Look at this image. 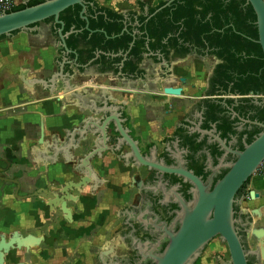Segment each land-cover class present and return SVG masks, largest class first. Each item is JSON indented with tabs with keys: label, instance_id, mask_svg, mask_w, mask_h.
Listing matches in <instances>:
<instances>
[{
	"label": "crops",
	"instance_id": "0c3cea01",
	"mask_svg": "<svg viewBox=\"0 0 264 264\" xmlns=\"http://www.w3.org/2000/svg\"><path fill=\"white\" fill-rule=\"evenodd\" d=\"M16 1L18 5L26 2ZM95 1L123 16L133 13L141 17L161 0ZM140 27L125 26L132 32H139ZM57 30L54 22H43L0 39V236L10 238L18 233L42 239L38 247L11 251L4 264H127L123 258L132 223L128 217L132 214L131 181L120 156L106 152L92 161L90 184L74 191L71 198L75 201L67 203L71 218L60 210L53 213L41 198L27 197L39 189L55 192L83 176L73 168L93 148L95 138L87 136L80 142L76 136L80 148L74 150L68 148V133L80 129L87 118H101L93 113L107 106L122 107L134 135L145 143L158 144L171 137L183 113L182 104L196 93L191 86H201L202 81L187 58L184 96L165 95V87H181L174 80L161 79L165 70L162 57L173 62L172 51L165 54L162 49H148L136 72L127 73L121 70V63L128 53H103L81 44L77 50L83 53L82 59L89 60L87 54L92 50L93 57L80 65L75 54L64 53ZM103 56L111 68L100 63ZM76 60L80 67L74 65ZM61 64L65 66L55 90L31 83L44 80L50 84ZM7 180L19 183L18 193V187ZM249 188V198L240 209L252 221L249 241L254 236L260 241L264 237L258 229V223L264 224V176L257 173ZM256 210L261 212L259 221L253 215ZM248 220L243 222L245 226ZM215 240L201 255L200 264H215L214 255L223 250ZM248 246L253 249L255 245ZM250 264H264V260L251 257Z\"/></svg>",
	"mask_w": 264,
	"mask_h": 264
},
{
	"label": "flooded vegetation",
	"instance_id": "af4514ba",
	"mask_svg": "<svg viewBox=\"0 0 264 264\" xmlns=\"http://www.w3.org/2000/svg\"><path fill=\"white\" fill-rule=\"evenodd\" d=\"M165 2L155 14L170 8L174 26H195L189 22L188 15L181 24L175 21V16L181 12L180 0ZM228 2L232 5L235 2L242 9L249 6L244 0ZM95 4V0L87 1V7ZM97 9H94V15H102ZM155 14L142 16L148 23ZM85 16L89 19L88 13ZM142 16L133 13L124 15L125 26H145L140 21ZM207 26H210L208 22ZM219 32L227 34L225 29ZM181 33L176 34L177 38L170 45L167 40L164 41V53L172 51L173 62L166 55V59L162 57L165 70L161 79L174 80L176 85H181L178 87L182 90L180 96H184L183 88L188 84L184 69L189 58V65L196 66V73L202 81L201 86L192 85L191 90L200 94L189 96L186 105L182 104L183 113L171 137L164 142L145 143L134 135L128 122L125 124L147 160L154 159L174 171L169 173L138 167L131 157L128 162L122 160V155L131 152L128 147L113 153L115 158L120 156V160L127 164L124 168L128 170L131 181L128 185L132 202L129 211L132 214L128 217L132 223L125 238L123 258L127 264H153L149 256L144 260L142 254H159L165 250L168 245L165 227L177 233L186 210H192L199 203L202 191L205 194L213 191L228 173L230 165L237 161L238 153L243 152L264 131V53L259 33L258 38H254L251 36L253 33L245 30L244 33L237 32L244 38H234L229 34L227 39H200L190 31L187 33L190 37L184 39L180 37ZM110 133L118 136L113 135L112 130ZM246 187L237 193L238 201L243 198ZM137 202H140L139 208ZM235 217L239 221V233L245 239L243 222L247 217L241 212L239 204L235 207Z\"/></svg>",
	"mask_w": 264,
	"mask_h": 264
},
{
	"label": "water",
	"instance_id": "95a60500",
	"mask_svg": "<svg viewBox=\"0 0 264 264\" xmlns=\"http://www.w3.org/2000/svg\"><path fill=\"white\" fill-rule=\"evenodd\" d=\"M247 1L257 16L259 43L264 53V0ZM29 2L26 0L24 5ZM74 6L82 7L81 15L87 21L88 19L85 16L87 13L86 0H44L43 3L33 7L12 13H4L0 15V37H8L15 32L28 30L32 26L53 18L55 26H60L57 32L60 38V46L63 48L64 53L67 55L73 53L78 58L77 53L70 50L67 45L68 37L75 33V30L72 29L69 33L64 34L65 25L60 20L61 14ZM86 29L89 30L88 24ZM125 32H128L127 28L123 30L122 34ZM138 33L132 32L135 38L134 42ZM126 58L127 54H124L121 70H123ZM61 65L59 74H55L51 78L50 84L44 80H33L31 83L49 86L52 90H55L56 80L63 72L65 64ZM74 65L80 67L77 64V60ZM181 92V88L173 86H167L163 90L165 95L170 96H180ZM121 110L122 107L119 106H107L103 110L93 113L96 116H101L99 120H95L92 117L87 118L83 120L80 129H74L68 133V148L74 150L80 148L79 140H75L76 136L80 138V142H85L87 136L95 138L93 148L83 158L77 160L78 164L73 168L74 173L83 175L77 182L70 181L55 192L39 189L27 198H41L47 202V206L53 213L60 210L68 218H71V211L67 208V203L75 201V199L71 198L74 191L80 192L90 184L92 177H94L91 166L92 161L96 158H102L106 152H120L125 147L130 148L131 152L127 155H122V160L128 162L129 157H131L138 167L145 166L149 169L172 173L174 171L173 168L165 167L154 159L149 161L141 154L138 142L131 137L129 129L125 127L126 119L123 117ZM111 128H113V135L118 136L109 134ZM263 163L264 131L243 152L238 153L237 161L230 165L228 173L215 185L213 191H208L207 194L202 191L199 203L192 210H186L177 233L165 227L168 234V245L165 250L159 254L152 252L142 254V258L145 260L149 256L153 264H196L201 255L208 249V245L218 238L226 244L230 254L229 260L219 258L220 264H250L251 257H255L259 262L263 261L264 237L253 249L249 248L246 239L251 235L250 227L252 221L246 219L248 224L246 226L243 224L246 234L245 239H243L239 233V221L235 217L236 205H240L244 200L243 197L238 201L236 199L237 193L244 186L249 185ZM187 176L197 184H201L195 177L188 174ZM7 181L14 183L18 187V193L19 183L16 180ZM255 195L254 191L250 192L252 198H255ZM256 213L259 214L260 211L258 210ZM41 242V238H36L32 235L23 237L18 233H13L10 238L0 236V264H4L6 255L11 251L30 250L40 246ZM206 247L207 249L205 250ZM117 263L122 264L121 261Z\"/></svg>",
	"mask_w": 264,
	"mask_h": 264
},
{
	"label": "trees",
	"instance_id": "16d2710c",
	"mask_svg": "<svg viewBox=\"0 0 264 264\" xmlns=\"http://www.w3.org/2000/svg\"><path fill=\"white\" fill-rule=\"evenodd\" d=\"M87 1L88 0H86V2ZM246 1L247 0H244V3ZM43 2L44 0H31L27 5H19L8 13L33 7ZM165 4V1H161L155 8L149 10V15L155 14V12ZM96 8L103 14L95 16L94 9ZM179 10L181 12L178 16H175V21L181 24L183 18L188 15L189 22L194 23L195 26H174V24H172V11L170 8H165L161 12L155 14L148 23L145 17L142 16V18H140V21L143 22L145 26H141L138 29L140 34L136 36L135 42L131 29L122 34L125 28L123 15L109 8L99 7L96 4L87 7L89 30L86 29L88 24L87 21L82 19L81 6H74L66 10L61 14L60 20L65 25L64 34L69 33L72 29L75 30V33L68 37L67 45L70 50L77 52L80 65H84L87 61L89 62L92 59L93 50L114 54L123 52L128 53L123 69V71L127 73L136 72L138 64L142 61L148 49L151 51L162 49L165 52L166 45H164V41L167 40L169 45L172 44V41L175 40L174 38H177L176 34L178 32H183L180 37L184 39L190 37L187 36L189 31L194 32L196 37L200 39H207V37L208 39H227L229 38V34L234 38H244L237 32L244 33L245 30H248L251 34L253 33L251 35L252 37L258 38L257 16L250 4L246 9H242L239 4L234 2V5H232L228 0H180ZM45 22H54V19L51 18ZM207 22L210 26H207ZM226 24L238 26H225ZM59 27L60 26H57V29H59ZM221 29H225L227 34L220 33L219 31ZM1 38H4V36L0 37V39ZM133 42L134 45L131 48ZM81 44L93 48V50L87 54L89 60H83L81 56L83 53L77 50ZM106 60L107 58L103 56L100 63L106 68H111L110 62ZM116 61L122 60L116 59ZM246 188L244 190V195L247 194Z\"/></svg>",
	"mask_w": 264,
	"mask_h": 264
},
{
	"label": "rangeland",
	"instance_id": "374dc122",
	"mask_svg": "<svg viewBox=\"0 0 264 264\" xmlns=\"http://www.w3.org/2000/svg\"><path fill=\"white\" fill-rule=\"evenodd\" d=\"M162 1V0H161ZM200 78H201V76H200ZM200 78H199V80H200ZM195 82H197V81H195ZM200 93L199 92H197L195 95L196 96H198ZM183 103V102H182ZM185 106V105H184ZM183 110H184V107H183ZM254 177V176H253ZM250 184V183H249ZM249 190H250V188H249V185L247 186V188H246V193L247 194H245L243 197H244V199L245 198H249ZM240 208H241V205H240ZM256 211H258V210H256ZM256 211H254V213H253V215L255 216V218H257L256 220L257 221H259L260 219H261V216H260V214H261V212L259 213V214H257L256 213ZM260 211V210H259ZM258 229L259 230H263L264 231V224H261V223H258ZM263 231H261L259 234L260 235H264V232ZM247 241H248V243L250 244V246H252V245H255V246H257L258 244H259V239H258V237H256V236H254L253 238H251V241H249V239H246ZM215 242H216V244L217 243H219L220 245H222V247H223V250L221 251V253L220 252H217L215 255H214V263L215 264H218V259L219 258H223V259H226V260H229V258H230V254H229V251H228V249H227V246H226V244L225 243H223V242H221L218 238L215 240ZM247 243V244H248ZM254 246V247H255ZM200 262H201V260H198L197 262H196V264H200Z\"/></svg>",
	"mask_w": 264,
	"mask_h": 264
},
{
	"label": "built area",
	"instance_id": "2783aa9c",
	"mask_svg": "<svg viewBox=\"0 0 264 264\" xmlns=\"http://www.w3.org/2000/svg\"><path fill=\"white\" fill-rule=\"evenodd\" d=\"M17 6L19 5L17 4L16 0H0V15L8 13ZM258 173L264 176V163L259 168Z\"/></svg>",
	"mask_w": 264,
	"mask_h": 264
}]
</instances>
